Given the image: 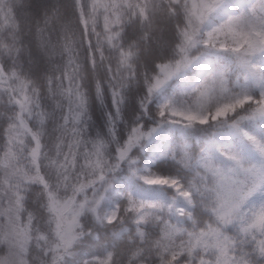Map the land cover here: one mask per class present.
<instances>
[{
	"label": "clouds",
	"instance_id": "1",
	"mask_svg": "<svg viewBox=\"0 0 264 264\" xmlns=\"http://www.w3.org/2000/svg\"><path fill=\"white\" fill-rule=\"evenodd\" d=\"M95 4L75 0L78 15L66 19L61 0H0V264H200L197 247L207 264H264V222L245 231L264 197L231 203L233 186L264 181V135L249 127L264 119L249 118L255 104L215 118L221 104L264 93V80L245 78L236 41L220 35L243 9L226 17L202 0H110L106 12ZM113 8L120 23L109 27ZM240 29L264 35V19ZM186 33L199 41L194 63L154 88ZM250 59L264 62V48ZM212 70L224 73L223 86L213 88ZM173 109L209 121L189 123ZM160 160L177 174L154 170ZM130 180L174 195L148 198ZM222 204L232 223L220 219ZM73 221L66 247L61 234ZM217 228L232 238L228 255L205 240Z\"/></svg>",
	"mask_w": 264,
	"mask_h": 264
},
{
	"label": "snow or ice",
	"instance_id": "2",
	"mask_svg": "<svg viewBox=\"0 0 264 264\" xmlns=\"http://www.w3.org/2000/svg\"><path fill=\"white\" fill-rule=\"evenodd\" d=\"M114 2V0H113ZM202 2L208 6L217 8L222 11V13L226 17L233 16V13L237 9H243V14L239 17H234L232 20H229L226 25V32L221 31L220 35H229L236 41V47L233 51L237 53H241V65L245 72V78L251 80H264V62L256 63L254 60L250 59V56H253L255 53L264 48V35L255 32H244L240 29V24L247 22L248 20L253 19L254 17H260L264 19V11H261L264 8V0H202ZM110 0H96L95 7L100 12H106L109 7ZM113 19H109L107 15H105L104 19L107 21V25L110 27L113 24L120 23V15L119 12L112 9ZM118 33H111L109 39H114ZM199 41L194 39V37L190 34H185L184 44L179 49L181 53V57L175 62V64H166L163 65L160 69L163 79L157 78L154 88H159L163 83L166 82L167 79L175 76L182 70L188 68L190 65L194 63L193 59L190 57V50L194 48ZM222 47H224L222 45ZM125 62H127V55L125 56ZM209 76L211 77L213 88L215 89L217 86H223L224 83V73L212 70L209 72ZM202 96L205 101L210 98V94L206 91L202 93ZM246 104H255L256 108L253 111L250 119H264V93L261 94V97L245 94L243 98H237L232 102H225L219 106L215 112V118L227 117L229 113H235L238 108H242ZM172 115L184 117L189 123L199 121L200 123H207L209 121V116L201 115L199 112L189 111L183 112L178 111L176 109L172 110ZM247 135V133H245ZM252 140H255V137H249ZM139 137H137V140ZM264 151V148L261 149ZM126 155V153L122 154ZM149 184H168L172 186H177L178 181L175 179H162L159 177H145ZM254 193H259L261 197H264V181H262L258 186L250 185L244 190H240L238 187L233 186L231 203H238L244 200H247L249 197L253 196ZM184 196H188V193H182ZM19 203V202H17ZM132 207H135V204H132ZM259 211L255 213L256 215V223L254 225L249 226V229H245L248 231L257 226H261L262 222H264V199H262L261 203L258 205ZM52 211L56 212L58 215L61 213V209L58 206V203L53 199L52 201ZM220 219L224 222V224L232 223V213L229 211V205L222 204L221 208L218 210ZM146 217L140 216V220L143 221ZM115 219V217H113ZM74 221L69 223L67 227H65L63 233L61 234V239L64 242V245L70 246L74 236L72 234ZM11 233L15 236H23L26 237V233H17L14 226L10 225ZM207 231V230H206ZM213 234L216 235V239H212L211 236H206L205 240H207L210 244H212L214 250H218L219 253L223 255H228L231 252L232 247V238L224 235L219 231V228L211 230ZM264 231V228H262ZM261 251L264 252V242L261 243ZM11 252V250H10ZM211 257L207 249H201L197 247L195 249V259L200 261V264H207V261ZM244 264V262H241Z\"/></svg>",
	"mask_w": 264,
	"mask_h": 264
},
{
	"label": "trees",
	"instance_id": "3",
	"mask_svg": "<svg viewBox=\"0 0 264 264\" xmlns=\"http://www.w3.org/2000/svg\"><path fill=\"white\" fill-rule=\"evenodd\" d=\"M64 16L66 19L74 18L78 15L77 9L75 6V0H61ZM134 27V26H130ZM165 55H170V49L166 50ZM173 83H176L175 81ZM95 111V109H94ZM96 119L100 120L101 116L99 113L96 115ZM249 127L256 132L258 135H264V124H261L259 122L249 125ZM202 131V130H201ZM201 140L202 136L200 132H197L194 140V148L196 151L199 150V147L201 146ZM154 170L160 172L164 175H176V169L177 165H175L171 161H164L160 160L155 165H153ZM129 184L139 193L142 194L148 198L153 199H163L167 197H171L174 195L172 189L170 188H162V187H153L149 188L148 186L143 185L142 182L139 181H129ZM197 217L200 220L201 223L206 219V214L202 212H197ZM184 223L189 228L192 227L191 221L185 220Z\"/></svg>",
	"mask_w": 264,
	"mask_h": 264
}]
</instances>
